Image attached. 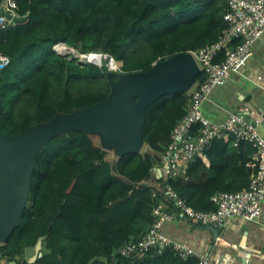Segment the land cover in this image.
Wrapping results in <instances>:
<instances>
[{
    "label": "trees",
    "instance_id": "obj_1",
    "mask_svg": "<svg viewBox=\"0 0 264 264\" xmlns=\"http://www.w3.org/2000/svg\"><path fill=\"white\" fill-rule=\"evenodd\" d=\"M16 2L18 24L0 28V53L10 60L0 79V129L7 136L100 103L119 75L147 71L180 53H198L226 27V0ZM59 44L108 56L120 70L109 72L107 60L102 67L78 63L75 57L68 61L54 51ZM204 80L200 73L198 82ZM190 102V93L154 101L143 127L147 150L118 159L114 150L103 148L97 134L70 131L52 138L36 158L30 206L8 243L0 245V261L29 264L25 251L44 237L43 256L33 264H196L195 258L183 260L172 251L150 253L134 263L121 254L114 257L153 224L156 203L167 201L166 186L190 207L212 211L215 193L242 191L256 173L257 165L241 185L197 183L190 179L191 170L202 154L186 166L187 180L161 178L160 188L143 185L152 179L157 157H162ZM233 141L230 135L226 145Z\"/></svg>",
    "mask_w": 264,
    "mask_h": 264
},
{
    "label": "built area",
    "instance_id": "obj_2",
    "mask_svg": "<svg viewBox=\"0 0 264 264\" xmlns=\"http://www.w3.org/2000/svg\"><path fill=\"white\" fill-rule=\"evenodd\" d=\"M227 9L223 13L226 25L218 40L203 47L198 53H193L200 73L205 80L197 82L191 89V102L186 114L174 127L170 143L166 147L162 159L165 164L162 177L165 180L176 179L180 171L193 162L199 155L217 139L226 135L234 136L233 146L239 147L248 143L257 156V170L252 176L248 188L238 192L221 191L215 193L211 202L212 211L196 210L171 187L166 186V202H157L154 207V221L142 238L127 243L121 249V255L134 263L148 254H163L172 251L183 260L195 258L196 264H212L208 257L199 256L182 243H178L162 232L165 223L174 222V212L180 217L202 226H222L233 217H241L249 222L259 219L264 203V137L260 134L258 122H253L242 112H232L223 123H215L203 113V105L210 98L212 92L219 85L224 84L229 77L245 65L253 54L255 43L264 36V0H226ZM4 14L0 15V28L6 25L18 24L20 15L17 13L16 0H2ZM236 43V45H234ZM69 47L59 44L54 51L65 55ZM224 54V58H219ZM78 63H92L99 67L107 60L109 72L120 70V64L114 59L101 54L74 55ZM95 57H100L97 61ZM10 60L0 53V65L5 68ZM153 197H158L155 192Z\"/></svg>",
    "mask_w": 264,
    "mask_h": 264
},
{
    "label": "water",
    "instance_id": "obj_3",
    "mask_svg": "<svg viewBox=\"0 0 264 264\" xmlns=\"http://www.w3.org/2000/svg\"><path fill=\"white\" fill-rule=\"evenodd\" d=\"M4 13L0 0V15ZM4 70L5 67L0 65V79ZM199 74L200 67L193 54L180 53L153 64L147 71L119 75L116 82H111L108 97L100 103L78 109L71 115H59L53 121L32 126L17 136L4 135L0 129V244L6 245L20 226L22 213L30 204L36 158L52 138L70 131H82L99 135L103 148L114 150L117 159L140 153L145 146L143 127L149 106L164 95L189 93L198 82ZM247 108V117L264 124V117L256 108L251 104H247ZM157 173L162 175L161 170ZM207 228L218 235V225ZM43 243L44 237H41L29 264L43 256ZM120 253L118 250L114 257Z\"/></svg>",
    "mask_w": 264,
    "mask_h": 264
},
{
    "label": "crops",
    "instance_id": "obj_4",
    "mask_svg": "<svg viewBox=\"0 0 264 264\" xmlns=\"http://www.w3.org/2000/svg\"><path fill=\"white\" fill-rule=\"evenodd\" d=\"M247 104L264 117V36L255 43L252 56L239 72L233 73L224 84L214 89L203 105V113L211 121L223 123L232 112L246 114ZM258 130L264 137V124H259ZM229 136L215 140L206 149L200 157L202 161L191 170L190 179L197 183L241 185L247 171L250 177V170L258 163L256 153L246 144L235 147L231 142L226 145ZM157 159L155 177L147 183L160 188L158 180L163 177L157 171L164 173L165 164L162 157ZM186 171V168L182 169L179 177L187 180ZM218 231L216 236L207 226L182 218L176 212L174 222L165 223L162 227L167 237L186 245L199 256L208 257L212 264H264V203L257 221L233 217L219 226ZM31 250L25 251L28 261L35 255V249ZM0 264L4 263L0 261Z\"/></svg>",
    "mask_w": 264,
    "mask_h": 264
},
{
    "label": "rangeland",
    "instance_id": "obj_5",
    "mask_svg": "<svg viewBox=\"0 0 264 264\" xmlns=\"http://www.w3.org/2000/svg\"><path fill=\"white\" fill-rule=\"evenodd\" d=\"M76 52H77L76 49H74V48H69L68 52H67L65 55H63V57H64L66 60L71 61L72 58H74V55H76ZM144 150H147V148H145ZM29 206H30V204H29ZM29 206H28V207H29ZM0 245H2V244H0ZM31 251L33 252V248H32ZM23 258H24V259H28V256L24 254Z\"/></svg>",
    "mask_w": 264,
    "mask_h": 264
},
{
    "label": "bare ground",
    "instance_id": "obj_6",
    "mask_svg": "<svg viewBox=\"0 0 264 264\" xmlns=\"http://www.w3.org/2000/svg\"><path fill=\"white\" fill-rule=\"evenodd\" d=\"M97 59V61H100V57H95Z\"/></svg>",
    "mask_w": 264,
    "mask_h": 264
}]
</instances>
